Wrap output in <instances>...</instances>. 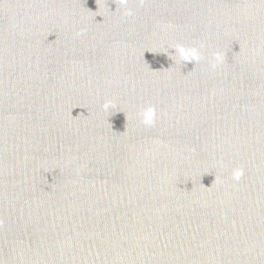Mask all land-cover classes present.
Returning <instances> with one entry per match:
<instances>
[{
    "label": "water",
    "instance_id": "1",
    "mask_svg": "<svg viewBox=\"0 0 264 264\" xmlns=\"http://www.w3.org/2000/svg\"><path fill=\"white\" fill-rule=\"evenodd\" d=\"M128 8L0 0V264H264V0Z\"/></svg>",
    "mask_w": 264,
    "mask_h": 264
},
{
    "label": "clouds",
    "instance_id": "2",
    "mask_svg": "<svg viewBox=\"0 0 264 264\" xmlns=\"http://www.w3.org/2000/svg\"><path fill=\"white\" fill-rule=\"evenodd\" d=\"M128 3L129 0H119L120 8L124 9V15L130 16L132 15V11L128 8ZM183 58L185 60L196 58L195 50H188L187 52H184ZM217 59L222 62V57H217ZM112 105L113 102L111 100L106 101L103 105L104 111H106ZM155 118H156V110L154 107L149 106L142 113V123L144 125L151 126ZM243 175H244V170L242 168H236L232 172V178L236 181H239ZM217 182H218V177L216 178L215 183Z\"/></svg>",
    "mask_w": 264,
    "mask_h": 264
}]
</instances>
